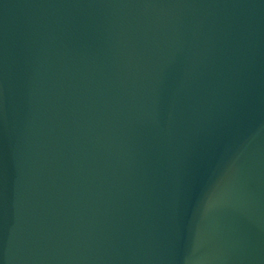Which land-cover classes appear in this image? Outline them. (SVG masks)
Segmentation results:
<instances>
[{
  "label": "water",
  "instance_id": "water-1",
  "mask_svg": "<svg viewBox=\"0 0 264 264\" xmlns=\"http://www.w3.org/2000/svg\"><path fill=\"white\" fill-rule=\"evenodd\" d=\"M0 264H264V0H0Z\"/></svg>",
  "mask_w": 264,
  "mask_h": 264
}]
</instances>
